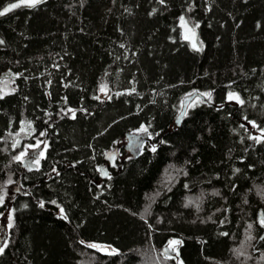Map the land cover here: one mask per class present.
<instances>
[{
	"label": "trees",
	"instance_id": "trees-1",
	"mask_svg": "<svg viewBox=\"0 0 264 264\" xmlns=\"http://www.w3.org/2000/svg\"><path fill=\"white\" fill-rule=\"evenodd\" d=\"M6 73L0 214L14 217L0 264H264V0L17 7L0 16ZM29 145L36 156L17 159ZM171 238L181 244L165 255Z\"/></svg>",
	"mask_w": 264,
	"mask_h": 264
},
{
	"label": "rangeland",
	"instance_id": "rangeland-1",
	"mask_svg": "<svg viewBox=\"0 0 264 264\" xmlns=\"http://www.w3.org/2000/svg\"><path fill=\"white\" fill-rule=\"evenodd\" d=\"M42 1L43 0H41V2ZM13 3L18 4L19 5L18 7L29 6V4L25 2V0H17V1H14L12 3L7 4L5 7H8L10 4H13ZM3 9H1L0 11H2ZM178 25H179L181 37L187 43L189 48L192 50H195V51H201L203 48V43H202L200 36H199V33H198L197 24L188 23L184 18L182 21L181 17H180L179 21H178ZM194 45H195V47H194ZM14 89L15 88H14V84H13V78L9 74L6 73L0 79V97L6 93H10V92L14 91ZM97 97L100 100H106L109 97V93H108V91L103 90V91H100L98 93ZM248 128L252 129V126L249 125ZM143 134H144V129H141V130L136 129L130 135L141 138ZM258 135H260V134H258ZM254 136L257 137L256 132H255ZM138 146L139 145L137 144L133 149L134 150L137 149ZM37 148H39L38 145L26 146L24 149V152H23L24 154H26V156L23 158L25 160H28L29 158L31 159V157H35L37 154L36 151H38ZM44 150H45V145H44L43 150H42L43 155L45 152ZM37 159L38 158L36 157L33 160L29 161L28 166L31 168H34L37 165ZM9 186H10V182L6 183V187H9ZM8 195L6 194V196H3L2 193H0V198H2V199H0V203L4 204L9 197ZM13 217H14L13 210L4 209V211L0 214V226L3 227V225H4L6 228L9 227ZM170 241H177L178 243L170 244ZM4 244H5V240H3L0 237V248L4 249ZM180 244H181V241L179 239L171 238L170 240H168L167 244L161 250L165 255L166 254H175L178 252ZM91 245H97V247H93V248L96 249L97 251H99L100 253H103V254L112 255V254H116L118 252V250L116 248H114L110 245H107V244L93 243Z\"/></svg>",
	"mask_w": 264,
	"mask_h": 264
},
{
	"label": "snow or ice",
	"instance_id": "snow-or-ice-1",
	"mask_svg": "<svg viewBox=\"0 0 264 264\" xmlns=\"http://www.w3.org/2000/svg\"><path fill=\"white\" fill-rule=\"evenodd\" d=\"M25 2L28 3L29 6H35V4L40 3L41 0H25ZM18 6L19 5L15 4V3L10 4L8 7H5L2 11H0V16L6 14L7 12L11 11L12 9H14ZM181 20L183 21V17H181ZM194 47H195V45H194ZM102 91H103V89H102ZM206 95H210V94H206ZM229 99H236L237 101H239V97L234 96L233 94L229 95ZM240 102L242 103V101H240ZM69 111H71V110H69ZM144 131H147V129H144ZM42 135H43V133H42ZM256 139L259 140V138H256ZM153 150H155V149H153ZM23 155H24V153H21L20 157H17V159H20ZM41 156H43V153H41ZM104 174L106 175L107 173H104ZM0 199H2V198H0ZM41 206H43V205H41ZM61 212L63 213V209H61ZM261 223L264 224V220H262ZM175 243H178V242L177 241H170V244H175ZM88 246L89 247H97V245H91V244ZM0 252H3V248H0Z\"/></svg>",
	"mask_w": 264,
	"mask_h": 264
},
{
	"label": "water",
	"instance_id": "water-1",
	"mask_svg": "<svg viewBox=\"0 0 264 264\" xmlns=\"http://www.w3.org/2000/svg\"><path fill=\"white\" fill-rule=\"evenodd\" d=\"M195 95H192L188 100H186L185 102H184V105H183V107H182V110H181V112H180V114L176 117V119H175V123L178 125L179 124V121H180V119L182 118V116L184 115V112H185V110H186V106H187V102L189 101V100H191L193 97H194ZM134 138H136L135 136H133V135H127V142H126V148L128 149V150H133V148L135 147L134 145H137V143L136 142H133L132 143V139H134ZM110 158L108 159L109 160V164L110 165H113V155L111 156H109ZM261 219H264V217H263V214H262V212L261 211H258V214H257V223L258 224H260V220ZM263 228H264V226H263ZM264 237V233H263V235H262V238Z\"/></svg>",
	"mask_w": 264,
	"mask_h": 264
},
{
	"label": "flooded vegetation",
	"instance_id": "flooded-vegetation-1",
	"mask_svg": "<svg viewBox=\"0 0 264 264\" xmlns=\"http://www.w3.org/2000/svg\"><path fill=\"white\" fill-rule=\"evenodd\" d=\"M133 142H136L138 145H140V143H142L143 140L141 138H139V137H136V138L132 139V143ZM134 146H136V145H134Z\"/></svg>",
	"mask_w": 264,
	"mask_h": 264
},
{
	"label": "bare ground",
	"instance_id": "bare-ground-1",
	"mask_svg": "<svg viewBox=\"0 0 264 264\" xmlns=\"http://www.w3.org/2000/svg\"><path fill=\"white\" fill-rule=\"evenodd\" d=\"M259 211H261V210H259ZM263 217H264V216H263ZM261 220H262V219H261ZM263 233H264V232H263ZM260 239H262V236L259 238V240H260Z\"/></svg>",
	"mask_w": 264,
	"mask_h": 264
}]
</instances>
